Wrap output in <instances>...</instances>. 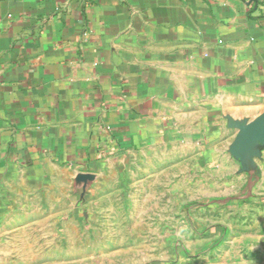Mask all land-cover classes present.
Wrapping results in <instances>:
<instances>
[{
  "label": "crops",
  "instance_id": "1",
  "mask_svg": "<svg viewBox=\"0 0 264 264\" xmlns=\"http://www.w3.org/2000/svg\"><path fill=\"white\" fill-rule=\"evenodd\" d=\"M263 111L264 0H0V224L155 151L236 175L229 121Z\"/></svg>",
  "mask_w": 264,
  "mask_h": 264
},
{
  "label": "rangeland",
  "instance_id": "2",
  "mask_svg": "<svg viewBox=\"0 0 264 264\" xmlns=\"http://www.w3.org/2000/svg\"><path fill=\"white\" fill-rule=\"evenodd\" d=\"M258 152L252 175L165 149L46 183L0 224V264H264Z\"/></svg>",
  "mask_w": 264,
  "mask_h": 264
},
{
  "label": "water",
  "instance_id": "3",
  "mask_svg": "<svg viewBox=\"0 0 264 264\" xmlns=\"http://www.w3.org/2000/svg\"><path fill=\"white\" fill-rule=\"evenodd\" d=\"M229 125L237 129L229 152L239 161L242 170L252 171L253 157L259 155V146L264 145V111L251 121L230 120Z\"/></svg>",
  "mask_w": 264,
  "mask_h": 264
}]
</instances>
